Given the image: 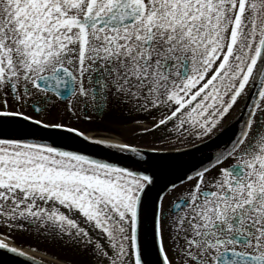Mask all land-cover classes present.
I'll use <instances>...</instances> for the list:
<instances>
[{
	"label": "snow or ice",
	"instance_id": "1",
	"mask_svg": "<svg viewBox=\"0 0 264 264\" xmlns=\"http://www.w3.org/2000/svg\"><path fill=\"white\" fill-rule=\"evenodd\" d=\"M48 244L264 264V0H0V257Z\"/></svg>",
	"mask_w": 264,
	"mask_h": 264
},
{
	"label": "rangeland",
	"instance_id": "2",
	"mask_svg": "<svg viewBox=\"0 0 264 264\" xmlns=\"http://www.w3.org/2000/svg\"><path fill=\"white\" fill-rule=\"evenodd\" d=\"M32 243H35V241H31ZM40 247L46 248L47 252L44 253L42 252L41 255L48 257L50 260H55L57 257H63L65 255V253H63L58 247L48 244V245H40Z\"/></svg>",
	"mask_w": 264,
	"mask_h": 264
},
{
	"label": "water",
	"instance_id": "3",
	"mask_svg": "<svg viewBox=\"0 0 264 264\" xmlns=\"http://www.w3.org/2000/svg\"><path fill=\"white\" fill-rule=\"evenodd\" d=\"M0 261H3V264H8V260L6 257H0Z\"/></svg>",
	"mask_w": 264,
	"mask_h": 264
},
{
	"label": "bare ground",
	"instance_id": "4",
	"mask_svg": "<svg viewBox=\"0 0 264 264\" xmlns=\"http://www.w3.org/2000/svg\"><path fill=\"white\" fill-rule=\"evenodd\" d=\"M37 258H43V259H49L48 257H45V256H43V255H40L39 257H37Z\"/></svg>",
	"mask_w": 264,
	"mask_h": 264
}]
</instances>
